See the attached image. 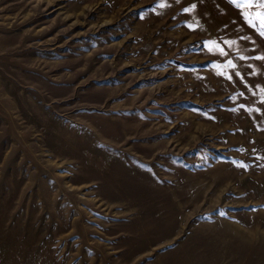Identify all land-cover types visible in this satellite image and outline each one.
Wrapping results in <instances>:
<instances>
[{
    "label": "rangeland",
    "instance_id": "374dc122",
    "mask_svg": "<svg viewBox=\"0 0 264 264\" xmlns=\"http://www.w3.org/2000/svg\"><path fill=\"white\" fill-rule=\"evenodd\" d=\"M243 11L264 9L0 0V264H264Z\"/></svg>",
    "mask_w": 264,
    "mask_h": 264
},
{
    "label": "snow or ice",
    "instance_id": "6c2138e0",
    "mask_svg": "<svg viewBox=\"0 0 264 264\" xmlns=\"http://www.w3.org/2000/svg\"><path fill=\"white\" fill-rule=\"evenodd\" d=\"M177 2H179V0H177ZM229 2L241 9H252V8L264 9V0H229ZM160 6L162 7L164 5H160ZM194 7L195 5L192 6V8ZM190 10L191 9H185V11H190ZM242 15L246 18L247 22L253 27L256 26L254 21H259L260 26L264 28V11H255L251 13L249 11H243ZM216 47L219 49L218 45ZM219 50L221 52L223 51V49H219ZM261 58L264 59V57ZM229 64H231V62H229Z\"/></svg>",
    "mask_w": 264,
    "mask_h": 264
}]
</instances>
